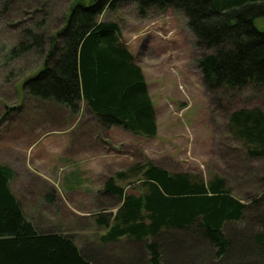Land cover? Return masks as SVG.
<instances>
[{"label": "trees", "instance_id": "obj_1", "mask_svg": "<svg viewBox=\"0 0 264 264\" xmlns=\"http://www.w3.org/2000/svg\"><path fill=\"white\" fill-rule=\"evenodd\" d=\"M121 6H131L141 19L169 10L184 16L209 98H262L264 29L257 21L264 22V0H73L59 30L23 29L22 39L9 49L10 59L31 50L43 57L40 68L22 83L29 97L62 106L70 117L83 104L101 128L156 137V112L142 70L122 41L119 24L100 20ZM225 129L249 158L264 157L261 106L231 111ZM13 178L12 169L0 164V264H93L73 235L37 230L10 188ZM134 179L129 191L119 185ZM47 189L46 201L54 205L55 191ZM103 192L120 206L107 216L97 214L96 224L106 230L100 241L139 244L146 264H163L161 247L173 232H184L223 259L232 246L224 226L243 221L250 207L264 201L263 192L250 204L241 202L219 175L205 179L198 173H173L149 160L109 177ZM249 247H258L264 257V223L251 235Z\"/></svg>", "mask_w": 264, "mask_h": 264}, {"label": "rangeland", "instance_id": "obj_2", "mask_svg": "<svg viewBox=\"0 0 264 264\" xmlns=\"http://www.w3.org/2000/svg\"><path fill=\"white\" fill-rule=\"evenodd\" d=\"M71 2L0 0V164L12 169L13 193L38 231L73 235L93 264H146L139 244L100 241L106 230L96 224L97 214L107 216L120 206L103 192L104 182L133 163L149 160L173 173L224 177L233 196L250 204L264 192V157L249 158L229 138L225 124L237 108L264 110V94L254 99L247 94L245 100L209 98L184 16L169 10L141 19L131 6H121L100 20L119 24L122 41L143 71L156 112V137L109 132L83 104L70 117L62 106L33 100L22 83L40 68L43 57L31 50L10 59L9 49L22 39L23 29L47 34L59 30ZM257 26L264 29V22L257 21ZM92 164L102 171L86 170ZM134 183L119 185L129 191ZM48 187L55 191L54 205L46 201ZM260 223L264 201L250 207L243 221L226 224L224 233L232 246L221 260L204 243L173 232L161 247L163 264H264L258 247H249Z\"/></svg>", "mask_w": 264, "mask_h": 264}, {"label": "crops", "instance_id": "obj_3", "mask_svg": "<svg viewBox=\"0 0 264 264\" xmlns=\"http://www.w3.org/2000/svg\"><path fill=\"white\" fill-rule=\"evenodd\" d=\"M121 39H122V30H121ZM143 72V71H142ZM144 75V74H143ZM145 78V77H144ZM145 81H146V79H145ZM147 83V82H146ZM148 85V84H147ZM148 93H149V90H148ZM154 106V105H153ZM155 109V108H154ZM157 120V119H156ZM111 130H116V131H121V132H126V133H129L128 131H125V130H123V129H121V128H118V127H111V128H109V132L111 131ZM129 134H131V133H129ZM132 135V134H131ZM135 138H139V136H135ZM30 148H31V146H30ZM86 170H88V171H90V172H95V173H97V172H100V171H102V168L99 166V165H96V164H92V166H89V167H87L86 168ZM108 170L107 169H105L103 172H107ZM106 182V181H105ZM105 182H104V185H105ZM63 183L65 184V179H63ZM104 185H103V187H104ZM10 188H11V184H10ZM11 190H12V192H14L13 191V189L11 188ZM77 244V243H76ZM78 245V244H77ZM79 247V246H78ZM82 250V249H81ZM84 254V253H83ZM85 255V254H84ZM86 256V255H85ZM87 257V256H86ZM88 258V257H87ZM90 259V258H89ZM91 260V259H90ZM92 261V260H91Z\"/></svg>", "mask_w": 264, "mask_h": 264}]
</instances>
